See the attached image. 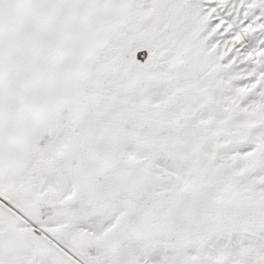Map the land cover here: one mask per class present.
Listing matches in <instances>:
<instances>
[{
  "label": "snow or ice",
  "instance_id": "snow-or-ice-1",
  "mask_svg": "<svg viewBox=\"0 0 264 264\" xmlns=\"http://www.w3.org/2000/svg\"><path fill=\"white\" fill-rule=\"evenodd\" d=\"M0 264H264V0H0Z\"/></svg>",
  "mask_w": 264,
  "mask_h": 264
}]
</instances>
